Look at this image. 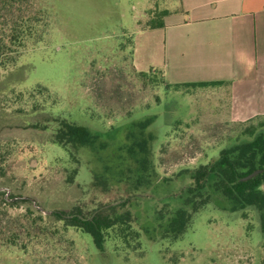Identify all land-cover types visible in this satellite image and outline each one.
<instances>
[{"label":"rangeland","instance_id":"rangeland-1","mask_svg":"<svg viewBox=\"0 0 264 264\" xmlns=\"http://www.w3.org/2000/svg\"><path fill=\"white\" fill-rule=\"evenodd\" d=\"M155 2L181 17L180 0H0V188L6 198L0 203V264H264V240L252 211L243 219L208 204L175 241L150 240L145 230L157 225L163 203L176 205L190 183L187 175L177 176L180 170L247 140L240 134L245 126L264 124V117L229 121L225 86L175 87L159 82L157 70L139 74L129 38ZM26 19L32 35L11 40L21 34L15 24ZM143 39L138 37L140 55L157 58L158 39ZM53 118L102 134L84 149L80 164L51 141L46 120ZM141 124L147 125L145 137L155 136L157 178L129 205L135 224L144 226L140 247L108 238L99 250L90 233L52 212L78 207L88 213L119 203L121 186L106 192L87 186L86 162L97 169L110 159L116 163L117 148ZM74 167L78 173L67 181Z\"/></svg>","mask_w":264,"mask_h":264},{"label":"trees","instance_id":"trees-1","mask_svg":"<svg viewBox=\"0 0 264 264\" xmlns=\"http://www.w3.org/2000/svg\"><path fill=\"white\" fill-rule=\"evenodd\" d=\"M152 0H150L151 2ZM172 12L167 8H157L156 2L153 7L145 10L144 17L138 21L142 29L158 28L164 25V18ZM18 26L21 34H12L11 40L21 37H30L33 27L29 20ZM38 36L43 30H37ZM36 38L35 42H39ZM131 51H133L134 41L131 34L129 38ZM141 75H148L145 71H139ZM151 78V77H148ZM156 79V77L152 78ZM159 82H163L161 75ZM223 83L221 81H200L173 84L172 86H195V85H215ZM169 85V84H167ZM153 115L155 121L157 114ZM264 117L254 116V118ZM51 125V141L63 146L69 153L70 159L80 164L84 160V149L92 147L97 141V137L102 134L94 132L90 127L69 121L65 118H53L46 120ZM133 124V123H132ZM263 123L259 121L256 126L249 124L240 133L248 137L247 140L234 143L228 147H223L218 156L201 163L193 168H183L177 176H188L190 183L179 192L176 205L171 206L164 202L163 206L155 213L157 225L145 228L150 240L167 238L175 241L191 226L196 213L212 204L222 212L238 213L243 219H247L249 211H252L259 223L260 238L264 240V191L260 185L264 183V129ZM43 126V125H42ZM45 129L46 126H43ZM147 125L141 124L139 130H129L126 134L124 144L117 148V161L104 162L100 168H93L86 162L90 172L88 187L106 192L113 186H121L122 199L119 203L99 204L92 211L82 213L75 208L73 213L64 210L53 211V215L59 220H63L65 225L78 227L82 231L91 234L97 249L102 250L106 239L113 238L121 240L134 248L140 247V233L143 225L135 224L136 216L129 208L131 199L140 195L141 191L151 187L157 178V171L153 162V147L150 139L144 136ZM136 134V135H135ZM156 134V139H157ZM126 153V154H124ZM109 159V158H108ZM255 169L262 171L252 178L241 180ZM78 169L74 167L68 175L67 181H72V176H76ZM73 177V180H74ZM5 191L0 188V203H4Z\"/></svg>","mask_w":264,"mask_h":264},{"label":"crops","instance_id":"crops-1","mask_svg":"<svg viewBox=\"0 0 264 264\" xmlns=\"http://www.w3.org/2000/svg\"><path fill=\"white\" fill-rule=\"evenodd\" d=\"M180 1L176 13L181 17L170 12L162 27L142 29L138 24L150 6L138 18L133 67L157 70L169 85L221 81L215 85L226 87L229 121L264 116V0ZM138 37L158 39L157 58L140 55Z\"/></svg>","mask_w":264,"mask_h":264},{"label":"water","instance_id":"water-1","mask_svg":"<svg viewBox=\"0 0 264 264\" xmlns=\"http://www.w3.org/2000/svg\"><path fill=\"white\" fill-rule=\"evenodd\" d=\"M261 171H262V169H255L252 172L248 173L247 175L241 177V180H247L249 178H252L256 174L260 173Z\"/></svg>","mask_w":264,"mask_h":264}]
</instances>
